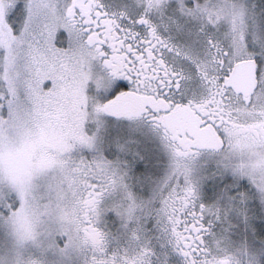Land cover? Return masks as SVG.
Masks as SVG:
<instances>
[{"label": "snow or ice", "instance_id": "1", "mask_svg": "<svg viewBox=\"0 0 264 264\" xmlns=\"http://www.w3.org/2000/svg\"><path fill=\"white\" fill-rule=\"evenodd\" d=\"M138 3L0 0V264H264V0Z\"/></svg>", "mask_w": 264, "mask_h": 264}, {"label": "rangeland", "instance_id": "2", "mask_svg": "<svg viewBox=\"0 0 264 264\" xmlns=\"http://www.w3.org/2000/svg\"><path fill=\"white\" fill-rule=\"evenodd\" d=\"M105 5L107 3H110V5L114 7L122 8L126 11H130L131 13H134L135 11L139 12L142 10V5L138 3V0H103ZM166 22V20H165ZM157 23H161V21L157 18ZM189 28H192L193 35L189 36L187 35V31ZM164 31L163 24L161 25V31ZM171 33L175 35V39L179 43H192L193 41H200V43H196L195 46L197 48H202L203 46V38L195 36V28L193 25L188 24L185 26L184 33H175V29H171ZM209 170H211V165L209 164ZM218 182L209 181L208 185L206 186V199L208 200H214L215 196L218 194V188H217ZM222 186V185H220ZM232 223L234 225H239V227L232 228L231 232L229 233L230 240L228 243L230 244V250H234L235 248H238L242 241V235H243V224L239 218H237L234 214L230 217ZM205 225L207 226V219L204 220ZM109 227L113 231V233H116L119 237L118 240H112L111 244L109 246V251L112 249L119 248L121 251H123V248H129V253H133V249L135 251H139V245H133L132 247L129 246L127 237L124 235H121L120 231H118L117 226L115 224H110ZM146 229H149L148 231L144 232L142 235V241L141 243H144L147 241V238H150V243L148 244V247L152 249V252L154 254L150 255V259L152 261V264H162V262L166 261V264H184L185 257L180 253L179 249L173 250L171 245H168L165 241L164 237H160V239H157L158 236H160V233L157 231L156 228L152 226V223L149 222L145 225ZM227 227V225H220L217 224L216 227L213 229L217 233V235H220L222 232V228ZM206 238V237H205ZM207 239V238H206ZM207 240H211V237L208 236ZM164 244V247L161 246V244ZM213 252H215V248L212 249ZM71 264H83V255L73 254L71 257Z\"/></svg>", "mask_w": 264, "mask_h": 264}, {"label": "flooded vegetation", "instance_id": "3", "mask_svg": "<svg viewBox=\"0 0 264 264\" xmlns=\"http://www.w3.org/2000/svg\"><path fill=\"white\" fill-rule=\"evenodd\" d=\"M106 6L108 8V11H110V12L119 13L120 11H126V10H124L122 8L114 7V6L110 5V3H107ZM127 12L129 13L130 16H135V14L138 13L137 11H135L134 13H131L129 10ZM161 32H163L165 36L170 34L169 32H164L163 30ZM176 42H178V41L176 40ZM167 60H168L169 63H174L173 58H172V56L170 54L167 56ZM206 238L208 239V236H206Z\"/></svg>", "mask_w": 264, "mask_h": 264}]
</instances>
